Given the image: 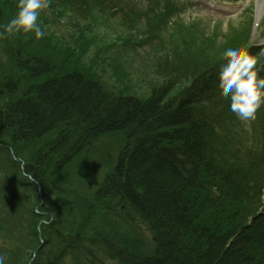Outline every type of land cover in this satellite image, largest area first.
<instances>
[{"label": "trees", "instance_id": "16d2710c", "mask_svg": "<svg viewBox=\"0 0 264 264\" xmlns=\"http://www.w3.org/2000/svg\"><path fill=\"white\" fill-rule=\"evenodd\" d=\"M17 4L0 0V115L30 126L36 145L57 149L49 156L55 168L38 173L0 149V255L6 264H264V105L250 127L234 117L219 87L224 59L135 94L113 86L115 78L107 84L98 72L103 61L84 56L83 46L74 51L77 46L43 36L39 47L34 33H6ZM80 119L85 135L68 124ZM96 126L101 133H91ZM64 133L85 147L120 133L111 161L95 156L98 184L91 192L80 185L86 170L70 179L86 168V155L56 154L66 153ZM12 140L21 142L17 135ZM13 151L35 155L29 147ZM107 180L142 207L141 240L135 229L126 237L117 231L113 222L124 212L102 209ZM69 209L72 224L66 222Z\"/></svg>", "mask_w": 264, "mask_h": 264}, {"label": "rangeland", "instance_id": "374dc122", "mask_svg": "<svg viewBox=\"0 0 264 264\" xmlns=\"http://www.w3.org/2000/svg\"><path fill=\"white\" fill-rule=\"evenodd\" d=\"M132 1L134 0H126L130 5H132L130 3ZM218 1L211 0L210 3L219 5L217 4ZM247 1L248 5L253 3V0L222 1L225 5L222 7L225 15H233L234 18L230 22L233 26H230L229 29L225 23L219 27L221 31L227 29L225 33L221 32L220 34L208 30L211 27H207V25L210 26V24L205 23L202 15L205 8L191 7L188 14L191 15V18L197 13L200 14L199 17L203 19L205 26L193 20L187 22L190 24L177 25L170 29L169 37L162 43H160V32L164 34L169 30L165 27H158L164 21H161L154 8L153 10H146L150 18L133 19L131 21L132 27L126 26L127 24L124 22H129L130 19L135 18L134 15L129 19H118L127 13L130 6H125V0L112 1V5H116L113 7V10H116V17H106L108 20L106 19L99 27H94L95 23L91 19L93 11H90V14L81 12V15H76L70 10H68V14L62 12V8L69 5H77L75 8H81L78 0H49L48 7L41 12L38 18V23L44 30L45 37L52 41L59 37L54 43L69 47L77 46L74 51H78L79 47L83 46L85 49L84 56H94L96 60H100L99 62L103 61L98 72L103 75L107 84L112 85V80L115 78L113 86L127 87L130 88L131 92L143 95L148 92L151 85L163 83L161 77L166 74L168 62L175 64L173 68L169 69V72L174 77L172 80L178 82L179 76L192 74L193 68L201 63H208L211 60L222 61L224 52L220 51L219 48L228 49L231 47L227 41L230 38L229 34L236 37L243 35L246 31L245 26L248 22L245 18L246 13H244L246 9L243 11L242 9ZM88 2L90 1L88 0ZM137 3L132 6L137 9L144 7L140 5V2ZM104 5L105 3L102 4L103 7ZM90 6L99 8L101 5L98 0H93L90 2ZM108 8L110 9L111 6L108 5ZM119 8H123V11H119ZM220 15L223 17L222 13ZM146 19H149L148 24H146ZM243 19L246 23L242 22ZM157 21L161 22L157 23ZM43 25L44 27H42ZM95 26L98 25L95 24ZM262 28L260 27L259 31ZM203 32L208 35L204 36ZM222 34L226 36L224 38L226 40L219 42V37L221 39ZM202 38L210 39L209 43L202 44ZM241 39L242 37L239 38L240 42ZM38 40L36 39L37 44L40 43ZM40 45L41 43L39 47ZM36 50L39 51V49ZM50 53H54V50ZM112 67L115 68V71H111ZM119 77L124 79V82L119 83L117 80ZM235 118H237L236 115ZM119 134L115 133L104 139L103 146H107L109 151L116 150L120 139ZM95 166L91 169L93 173H96ZM92 172L87 171L80 180V185L85 188V191L91 192L98 184V179L91 178L90 173L92 174ZM94 177L96 176L94 175Z\"/></svg>", "mask_w": 264, "mask_h": 264}, {"label": "bare ground", "instance_id": "6f19581e", "mask_svg": "<svg viewBox=\"0 0 264 264\" xmlns=\"http://www.w3.org/2000/svg\"><path fill=\"white\" fill-rule=\"evenodd\" d=\"M174 66H175L174 63L168 62L166 74L161 77L162 82H164V83L170 82L171 83V81H173L172 79L174 77L171 76L169 69L173 68ZM72 116H76V115L73 114ZM56 118H59V116H56ZM72 119H70V120H72ZM70 120H66L65 122H69ZM80 121H82V120L80 119ZM83 122L84 121L79 122L78 124H73V123H68V124L71 126H74V125L77 126L78 131H79V135H85L86 133L82 130V128L85 127V124H83ZM84 123H86V122H84ZM99 125H101V123H99ZM28 127H30V126H27L24 129L20 128L17 121H15L13 119V117H9L8 114L0 115V130H2V135L0 134V139L2 140V143L0 145L1 151L6 149L7 150V152L5 153L6 156L10 160L15 161V162H17L18 159H26L28 161V163L30 164L31 171L34 173H38L44 167L46 169H49V170L52 169L53 170L55 168V166L51 163L49 156H51V152L55 151L57 148L53 147L50 151L45 145H40V146L36 145L35 144L36 142L31 140V137H30L31 134L29 133V132H31V130ZM253 128L254 127H251L250 130ZM101 132H102V130H99V128H97V126H96L95 132H91V133L97 134V133H101ZM14 135H17L20 138L21 142L13 141L12 138L14 137ZM63 135L65 138H63L62 140L67 142V145L64 147L66 153L63 151H59L58 153H56L57 156H60V155L63 156L64 154H67L68 156L69 155H75L76 153H79V152H82L83 154L86 155V167L87 168L83 167L80 172L73 174V176L70 177V179L72 181H73L75 176L80 175V174H84L85 170H86V172L87 171L92 172L91 169L94 168V165L96 164L95 154L97 156H101L102 158H108V162L111 161V158L114 155L113 151H109L108 148L103 146V143H102L103 139L96 141V145H94L92 147H91V144L89 146L85 147L82 144V142L78 136L72 134V138H68L65 133ZM57 137H59V135H57ZM30 145H33L34 148H31ZM16 146H22L23 148L29 147L35 153V155H32V154L26 155L25 153L20 154L19 152H17V154H18V156H17L13 151V148ZM108 162H106L105 164H107ZM99 163H104V162H99ZM49 164H51V166ZM24 171H27V170L24 169ZM56 171H58V170H56ZM144 172L145 171H143V173ZM90 175H91V178L95 179L93 174L90 173ZM12 184L14 186H16L15 182H12ZM103 185H104L103 197L100 198V200H101L100 204L102 206V209L105 211L106 210L105 207H107L109 209V206H110V207H114V208L119 209L120 211L124 212L123 213L124 218L122 220H120V223L118 221L113 222V224H115L116 228L118 229L117 231L120 234H122V237H126L129 235L133 236L132 230L135 229L134 230L135 231L134 236L138 240H141L143 238V232L145 231V228H144L145 224H143L142 220H140V219H142V213H143L142 207L135 205L134 199H129L127 197L128 195L125 193V191L120 192L123 189L122 186L120 187L118 184L115 185L110 180L105 181ZM128 187H130V185L127 186V188ZM175 201H176V199H175ZM40 204L43 205L44 201H40L39 205ZM45 205H46V203H45ZM144 206H146V203ZM70 210L71 209L68 210L69 212L66 215L68 218L66 220V222L72 224L73 223L72 218H73L74 213H72L71 212L72 210L71 211ZM147 213H148V215L146 217L149 218L151 213H149V212H147ZM212 213L215 214V212H212ZM216 214L219 215V212ZM211 218H216V217L214 215H210V219ZM246 219H248L247 224H250L251 221L249 220V218H246ZM85 224L86 223H83L81 220L79 221V223L76 222V226L77 227L79 226V232L81 234L84 233ZM71 229H74V227L68 228V230H71ZM237 229H238V226H237ZM258 233H259V231L256 230L254 235H252V236L255 239H257L259 236ZM64 237L66 239V238H68V235H65ZM228 239H230V238L228 237ZM62 243H65V242H62ZM136 264H138V263L136 262Z\"/></svg>", "mask_w": 264, "mask_h": 264}, {"label": "clouds", "instance_id": "9594fccd", "mask_svg": "<svg viewBox=\"0 0 264 264\" xmlns=\"http://www.w3.org/2000/svg\"><path fill=\"white\" fill-rule=\"evenodd\" d=\"M49 0H18L16 15L4 26V31L10 35L17 33H34L36 39L45 35L38 23L41 12L48 7ZM224 62L219 70V87L229 100L230 110L241 121L255 119L257 110L264 105V77H260L256 68L257 60L236 44L223 53ZM21 172L29 181L33 176ZM40 211L39 208L36 209ZM49 221H44L48 223ZM0 264H6V257L0 255Z\"/></svg>", "mask_w": 264, "mask_h": 264}]
</instances>
